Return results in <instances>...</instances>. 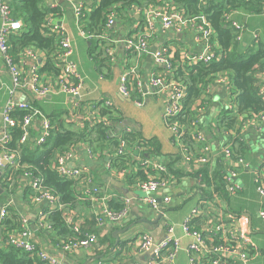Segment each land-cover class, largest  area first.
I'll list each match as a JSON object with an SVG mask.
<instances>
[{
	"label": "crops",
	"instance_id": "obj_1",
	"mask_svg": "<svg viewBox=\"0 0 264 264\" xmlns=\"http://www.w3.org/2000/svg\"><path fill=\"white\" fill-rule=\"evenodd\" d=\"M55 3L56 6L60 5L62 16L53 17L54 23L62 25L71 38L73 46L71 60L76 65L79 74L84 78L81 106L85 108L76 111L71 98L63 93L34 99V102L29 101L30 104L33 103L31 105L45 116L56 111L69 112V119L73 123V128H77L76 126L83 127L87 123L92 124V113L95 106L103 104L104 101H109L111 107L120 114L119 132L122 134L135 133L137 135L136 140L154 141V145L148 148L150 153L146 154L145 157L142 149H137L136 145L130 147L128 153L130 152L132 161L137 162V165H135L134 170L124 172L121 170L118 172L111 168L110 161L114 154L111 149L98 154L86 142L78 143L73 148L74 156L70 165L94 175L95 184L108 197L107 205L111 207L112 202H117L123 206L128 204L130 207L128 218L121 224H108L104 229H99L92 219V202L89 199H82L84 197L82 195L83 184L79 183L76 186V208H69L64 215L67 219H74L83 233L98 236V243L89 250L67 254L59 251L56 248L57 243L66 240L63 238L68 234L61 233L57 229L55 231L53 229L44 230L40 228L39 224L40 213L50 210V205L47 202L38 204L33 201L29 190L30 182L24 176L18 179L9 176L8 185L5 187L1 179L6 173V167L0 176V210L8 206L18 214L20 219H25L31 233L30 241L59 258L63 264H149L150 254L138 250L139 236L148 233L155 242H160L168 236L169 227L175 228V236L180 238L182 248L177 255L175 264H188V247L194 240L191 236H185L182 225L191 211L198 208L200 215L196 217L192 228L203 233L205 249H209L211 244L218 241L217 239L212 240L209 233L214 225L218 223L228 225L233 223L235 218L241 217L244 223L243 233L251 238L258 251L248 256L245 261L226 257L223 264H264V221L259 217L260 207L264 200L256 192L255 173L249 170L240 174L238 182L241 185V192L237 195H230L224 188L225 186H222L224 192L214 191L216 188L213 186L218 181L217 178H213V175L217 171H224V174L227 172L223 157L218 158L219 151L223 146L230 147L234 153L249 163L252 167L251 170L264 164V124L253 114L246 115L244 118L242 115L239 117V125L235 129L216 130L217 119L222 110H229L230 108H226L228 97L225 88L212 83L208 89V96L203 98L204 105L198 111L197 119L205 132H209L210 127L215 130L220 143H215L212 136L208 137L213 158L207 166L199 167L195 162L186 163L183 160L180 150L173 142L171 132L163 125L165 107L163 101L148 96L144 100L143 106L138 107L136 105L137 97L127 98L119 92L120 77L131 68H137L144 82L147 83L152 72L157 69L153 53L166 44H171L174 47L176 57L181 55V50H187L192 56L201 52L205 53L202 45L194 42L193 29L189 28L192 25L188 26L184 33L176 35L173 30L163 32L161 20H154L152 21L154 31L149 41L148 51L142 54L135 51L128 52L125 44L121 41L128 33L136 31L137 26L142 29L146 19V13L143 12L139 15L135 8V12L131 13L134 18L128 21L117 20L116 24L108 31L107 39H104L106 43H102L101 50L104 56L109 58L107 53L108 41H118V44L115 45V59L108 61V68L98 69L97 63L89 55V40L82 35L81 24L77 22L74 16L76 6L83 4L88 9H94L97 7L98 1L55 0ZM230 15L233 20L246 27L247 32L242 40L245 44L253 41L264 43V11L261 14H251L243 10H235ZM84 33L85 36L88 35L86 32ZM253 35H257L258 38L253 37ZM214 44L215 51L219 52L217 44L215 42ZM85 52L89 60L84 58ZM44 57V53H41V58ZM18 58L19 56L15 58L18 60L17 63L20 61ZM22 69L27 71V67ZM0 72L5 84V86L0 87V102L5 105L11 100L7 90V87L11 88V81L6 62L2 57H0ZM262 72H264V68L260 69L258 74ZM41 75L43 80L48 79L49 81L56 77V75L42 72ZM14 99L26 101V96L20 94ZM140 100L141 98L138 101ZM133 104L139 113L136 116L132 115ZM76 112L77 117H74L73 114ZM0 116L2 115L0 114ZM41 125V121L35 119L31 129L30 140L32 142L37 141L41 132ZM3 130L4 124L0 117V132ZM197 145L199 146V144ZM188 149L199 156L200 147L195 150L189 147ZM144 161L152 165H164L167 168L169 165L173 166L169 172L174 184L156 194V199L161 206L159 212L141 204L139 199L143 197V194L128 181V174L132 172L136 174L141 171L146 178L152 175L151 165L144 167L142 165ZM206 168L210 170L207 182L204 176L200 174ZM200 175L201 180L199 179ZM138 178L135 177L134 180L136 181ZM166 198L171 200L169 207L164 204ZM95 207L100 209L101 204L96 203ZM197 259L199 264L208 263L205 251H201Z\"/></svg>",
	"mask_w": 264,
	"mask_h": 264
},
{
	"label": "built area",
	"instance_id": "obj_2",
	"mask_svg": "<svg viewBox=\"0 0 264 264\" xmlns=\"http://www.w3.org/2000/svg\"><path fill=\"white\" fill-rule=\"evenodd\" d=\"M50 3L52 7L57 4L55 0H44ZM203 1V0H201ZM91 12V9L86 8L80 4L74 8V16L77 22L81 23L85 12ZM146 13L145 24L142 29L137 26L136 31L128 33L121 41L125 44L128 52L135 51L140 54L146 53L149 49V41L153 36L154 20H161L162 30H173L176 35L184 33L188 26L193 29L194 42L202 45L204 52L196 55H191L187 50H181V55L176 57L174 47L171 44H166L153 53L154 62L157 69L152 72L151 77L144 82L142 76L139 74L137 68L126 70L120 77L119 92L122 96L131 98L137 97L136 105L143 106L144 100L150 96L164 102L163 122L165 127L171 132L174 144L180 150L181 156L186 163L195 162L199 167L207 166L211 163L213 152L208 143V134L200 127L198 120L191 122L190 127L194 131V140L199 144V156L191 152L184 144V136L187 132V127L179 123L183 111V103L187 96V85L181 81L178 76V70L186 62L189 64H210L220 57V52L215 51V44L213 42L214 31L205 17L188 19L184 14L176 12L175 10L149 8H136L137 14ZM118 14L111 12L107 17L106 28H111L118 20ZM0 57H2L7 66V71L10 76L11 88L7 87L11 100L3 105L0 102V114L4 124L3 132H0V146L6 148L12 140L11 131L17 126L21 127L22 135L19 140L20 145L27 143L31 137V129L35 119L41 121V132L37 138L38 145L47 143L50 136L52 125L42 112L35 109L30 102L24 100H13L16 94L23 96H31L34 99H42L49 95L63 93L71 98L73 106L76 111L84 109L81 106L82 90L84 86V78L79 74L76 65L71 60L72 42L71 38L62 25L54 23L53 17L48 19L47 25L54 32L59 41V54L57 66L60 73L55 78L49 81L43 80L41 75V67L43 66V59L41 53L32 48L25 49L19 54V63L10 53L8 45V38L11 34L19 32L22 28V23L15 20L13 11L10 5V0H0ZM224 20L234 30L238 32V41H242L247 29L241 23L232 19L230 13L224 16ZM82 35L87 40H91L93 35ZM253 37L258 38L257 35ZM98 38L107 39V35ZM107 53L111 60L115 59L116 48L118 41H108ZM27 67V71L22 68ZM259 96L264 100V72L257 75ZM215 84L225 88L228 97V104L226 108H232L230 101V79L226 75H218ZM5 86L3 83L2 73L0 72V87ZM146 88V89H145ZM141 98L140 101H138ZM103 104L95 106L92 113V123L99 120V114L105 107H111L109 101L102 102ZM200 104V103H199ZM197 105V112L201 107ZM16 110L28 111L21 121L12 117V113ZM77 117V112L73 114ZM255 118L264 124V114L254 115ZM104 124L107 123L103 120ZM130 132V131H128ZM92 154L91 151H89ZM128 153V145L124 139H120L119 148L116 152L117 156H125ZM73 150L63 153L57 157L54 169L63 178L78 181L83 184V200L89 199L93 204L92 219L99 229H104L108 224H121L129 216L130 207L125 204L123 208L115 210L107 205L108 197L103 194L102 189L94 182V177L91 173L81 168L73 167L70 162L73 160ZM223 157L227 172L224 175V186L230 195H237L241 192V185L238 182L239 176L243 171H253L255 173V186L258 196L264 200V164L259 168L253 170L252 167L243 158H238L230 147L223 146L219 151L218 158ZM216 158V157H215ZM6 161L7 165L17 166V155L13 153L3 152L0 155V167ZM144 167L151 165L153 175L145 181H140L136 187L143 194L139 199L144 206L152 208L155 211H160V203L156 199V194L160 190H165L174 184V180L170 178L169 169L160 164H150L147 161L142 163ZM201 174V173H200ZM24 177L30 182L32 188V198L35 203L47 202L50 205L49 212L53 210H61L63 206L60 204L59 197L51 190L44 186V181L38 176H33L31 173L25 172ZM201 180V175L199 176ZM101 204L100 209H96L95 204ZM165 206L169 207L171 200L164 199ZM49 212H41L39 216V224L42 229H51L48 222ZM8 206L0 210V227L8 218ZM200 215V210L194 208L191 214L185 219L182 229L185 236H191L194 240L188 247L189 260L188 264H199L198 257L201 251H205L208 257L207 264H223L226 257L239 259L245 261L252 253L257 252L256 245L251 241L246 234L243 233V219L237 217L233 223L226 225L225 223H218L210 230L212 240L217 239L222 241L220 244H211L209 249H205V237L202 232L192 229V224L196 217ZM259 217L264 221V201L261 204ZM66 224L74 232L75 236L71 239L59 241L57 249L65 254L79 251L89 250L98 243V236L95 234L83 233L77 226L74 219L66 217ZM31 233L29 226L25 219H20V229L16 233H8L5 243L9 246L15 247L24 253H27L31 258H39L44 264H63L62 261L39 248L36 244L30 241ZM138 250L149 253V264H175L177 255L181 252L180 238L175 236V228L169 227L168 236L160 242H155L153 237L148 234H141L138 241Z\"/></svg>",
	"mask_w": 264,
	"mask_h": 264
},
{
	"label": "trees",
	"instance_id": "obj_3",
	"mask_svg": "<svg viewBox=\"0 0 264 264\" xmlns=\"http://www.w3.org/2000/svg\"><path fill=\"white\" fill-rule=\"evenodd\" d=\"M97 1V7L91 9V12H85L80 24L84 32L94 37L89 40V55L97 63L98 69L108 68L107 64L110 58H106L101 50L102 43L105 44L106 40L98 39V37L108 35L110 30L106 28L107 17L113 11L118 14V21H128L134 18L131 13L135 12V8L143 10L158 7L180 12L188 19L205 17L213 28V42L219 48L220 57L210 64H189L186 62L177 72L181 81L187 85V96L183 103L181 117L178 120L180 124L187 127V132L184 136V144L186 146L194 150L199 147L194 140V131L190 124L198 120L196 107L199 103L200 107L204 105L203 98L208 96V89L218 75H226L230 79L229 98L233 108L222 110L217 119L216 130L235 129L239 125V117L242 115L244 118L246 115L264 114V100L259 96L257 79L260 69L264 68V43L253 41L245 44L244 41H238V32L224 20L226 14L235 10L261 14L264 11V0ZM10 5L14 19L22 23L21 30L11 34L8 38L11 55L17 58L27 48L44 53L43 61L45 63L41 67V72L59 75L60 70L57 66L59 39L47 25V22L50 17L57 18L62 16L60 5L52 7L50 3L44 0H10ZM27 114L28 111L16 110L12 113V117L21 121ZM69 117V112L60 111L47 115L52 125V130L47 143L44 145H38L31 140L20 145L19 140L22 130L21 127L17 126L11 131L12 140L9 145L5 149L0 146V155L3 152L17 155V166H6V173L1 179L3 185L7 187L9 176L13 179H18L24 176L25 172L42 178L44 186L59 197L60 204L63 206L61 210L46 211L49 212L48 222L51 226V229L48 230L53 229L55 231L57 229L61 233H67L68 235L63 238L66 240L75 236L74 232L66 224L64 213L69 208H76L75 188L79 182L63 178L56 172L54 165L57 157L73 150L78 143L86 142L98 154H102L101 152L107 149L113 150V158L110 161L111 168L118 172L120 170L124 172L134 170L137 162L132 161L131 155H129L130 152L125 156L116 155L121 138L127 142L128 149L133 147V145H136L137 149H142L144 157L150 153L148 148L154 145V141L136 140L137 135L135 133L122 134V132H119L120 114L113 107L103 108L97 122L87 123L83 127L76 126L77 128H73V123ZM103 120L107 123L106 125ZM210 129L212 127L209 128V132H206L208 137L212 136L215 143H220L215 130ZM235 155L241 158L236 153ZM168 169L171 171L173 166L169 165ZM209 173L210 170L208 168L201 173L206 182L209 179ZM136 174L133 172L128 174V181L131 184L136 186L140 181L147 180L143 172L138 171ZM224 175V171H217L213 175V178L218 179V184L216 182L213 184L216 188H214V191H225ZM92 176L94 177L93 174ZM135 177H139L138 180L135 181ZM29 190L32 195L33 191L30 186ZM111 207L118 210L124 206L120 203L112 202ZM8 211L10 216L6 219L3 226L0 227V264H44L39 258L33 259L27 253L5 243L8 233L20 229L18 214L12 211L11 208H8ZM220 243L222 241L218 240L215 244Z\"/></svg>",
	"mask_w": 264,
	"mask_h": 264
},
{
	"label": "water",
	"instance_id": "obj_4",
	"mask_svg": "<svg viewBox=\"0 0 264 264\" xmlns=\"http://www.w3.org/2000/svg\"><path fill=\"white\" fill-rule=\"evenodd\" d=\"M146 89V88H145ZM17 95H20V94H16V96ZM17 100V99H16ZM26 101L28 102V101H31V102H34V98L33 97H31V96H28V95H26ZM1 118H2V116H0ZM6 165H7V162L6 161H4L3 163H2V165H1V167H0V176H1V174L3 173V171H4V168L6 167ZM160 217H162V215H160ZM160 220V219H159ZM159 220H158V222H159ZM146 222H149V221H147V220H145ZM115 237L117 238V236H116V234H115Z\"/></svg>",
	"mask_w": 264,
	"mask_h": 264
},
{
	"label": "rangeland",
	"instance_id": "obj_5",
	"mask_svg": "<svg viewBox=\"0 0 264 264\" xmlns=\"http://www.w3.org/2000/svg\"><path fill=\"white\" fill-rule=\"evenodd\" d=\"M84 58L86 59V60H89V58H88V56H87V54H86V52L84 53ZM133 107V109H132V115L133 116H136L137 114H139L137 111H136V109H137V107H135L134 106V104L132 105ZM136 108V109H135ZM164 125V124H163Z\"/></svg>",
	"mask_w": 264,
	"mask_h": 264
}]
</instances>
